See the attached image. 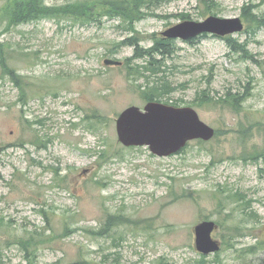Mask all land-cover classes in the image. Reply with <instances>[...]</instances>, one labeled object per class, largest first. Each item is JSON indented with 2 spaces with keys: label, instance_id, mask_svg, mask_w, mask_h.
Instances as JSON below:
<instances>
[{
  "label": "rangeland",
  "instance_id": "374dc122",
  "mask_svg": "<svg viewBox=\"0 0 264 264\" xmlns=\"http://www.w3.org/2000/svg\"><path fill=\"white\" fill-rule=\"evenodd\" d=\"M143 1L132 24L96 8L87 22L11 26L0 0V264H264V0ZM244 8L260 28L247 31ZM210 16L241 19L243 32L225 38L243 50L161 35ZM158 39L169 52L155 60L131 61L123 44L145 51ZM149 87L154 102L194 109L215 137L168 157L124 147L115 120L143 110ZM239 94L238 111L221 104ZM203 221L217 226L216 254L195 250Z\"/></svg>",
  "mask_w": 264,
  "mask_h": 264
},
{
  "label": "water",
  "instance_id": "95a60500",
  "mask_svg": "<svg viewBox=\"0 0 264 264\" xmlns=\"http://www.w3.org/2000/svg\"><path fill=\"white\" fill-rule=\"evenodd\" d=\"M244 24L240 18L220 19L210 16L203 21H184L163 33L169 40L188 41L207 34L226 37L241 33ZM105 66L121 63L105 60ZM118 142L124 147H146L157 157H168L180 152L188 142L210 141L215 130L202 122L197 112L189 107L175 108L161 103H147L143 110L131 106L122 111L115 120ZM216 224L203 221L193 229L195 250L208 256L220 250V244L212 234Z\"/></svg>",
  "mask_w": 264,
  "mask_h": 264
},
{
  "label": "trees",
  "instance_id": "16d2710c",
  "mask_svg": "<svg viewBox=\"0 0 264 264\" xmlns=\"http://www.w3.org/2000/svg\"><path fill=\"white\" fill-rule=\"evenodd\" d=\"M143 3V0H84L64 6H48L45 4V0H5V3L2 6V18L11 26H18L24 23L35 22L43 19H59L66 17L75 21L87 22L93 16L92 11L97 8L99 10H104L110 16L121 17L129 24H132L133 22L141 19L140 16L143 14H141L137 8L142 6ZM103 4H106V6ZM242 11V17L247 21V24H249L247 31L251 30L252 27L256 29L261 27V22L263 21L258 20L255 15L251 13V11L247 10V8H244ZM206 36L207 35H202L201 37L205 38ZM193 40L187 41V43L192 44ZM225 40L228 41V46L233 51L236 52L237 50H243L236 43V41H230L231 39L226 38ZM123 44L135 47V52L131 61L140 60L144 57H149L150 59L155 60L156 56H164L169 52L168 50H164V47H162L165 44V40L161 39L154 41L153 46L145 51L139 48L137 43L130 40ZM6 68L9 71L12 83L19 88V101L21 104L25 105L26 103L24 101L27 97L23 89L19 86L20 78L15 74L14 70L9 69L7 65ZM156 91L157 89L153 87H149L147 91H144V101L147 103L156 101ZM247 98V95L244 94H239L231 98L229 96L221 100V104L227 105L233 110L238 111Z\"/></svg>",
  "mask_w": 264,
  "mask_h": 264
}]
</instances>
